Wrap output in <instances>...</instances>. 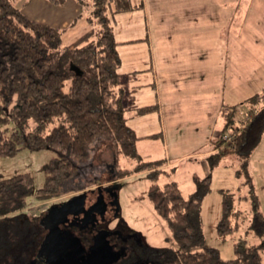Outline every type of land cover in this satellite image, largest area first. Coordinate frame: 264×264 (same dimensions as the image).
<instances>
[{"label":"trees","instance_id":"1","mask_svg":"<svg viewBox=\"0 0 264 264\" xmlns=\"http://www.w3.org/2000/svg\"><path fill=\"white\" fill-rule=\"evenodd\" d=\"M15 1L0 0V125L12 118L18 126L13 131L0 127V158L14 156L23 148L49 149L55 155L44 166V183L38 190L30 172L0 176V264H27L31 257L35 233H30V226H14L20 221L31 224L27 214H22L31 198L46 201L67 190L103 185L101 170L97 169L104 170L106 164L96 166L88 160L89 149L95 143H113L112 181L142 171L156 177L164 169L160 168L161 161H142L137 153L139 138L127 124L124 83L118 72L121 60L111 14L135 9L130 0H92L100 34L79 47L64 46V28L33 19L16 7ZM48 1L61 6L67 0ZM14 97L17 101L12 106ZM158 110V105H152L138 113ZM220 116L224 126L209 144L212 150L208 164L215 168L227 154H238L249 175L248 155L264 135V90L244 102L223 104ZM30 120L36 124L31 130ZM56 120L61 123L47 132L46 127ZM225 134L233 138L229 141ZM123 157L136 162L134 169L122 164ZM210 179V175L203 179L206 187ZM71 183L79 185L73 187ZM148 197L171 232V245L158 254L162 264H263V246L249 247L246 240L235 244L236 257L229 260H224L216 248L201 245L198 229L189 228L191 214L199 213L202 199L197 195L186 198L177 182L153 183ZM230 200V195L224 193L219 225L223 235L238 228L232 226ZM254 202L250 230L263 236L264 213L258 200Z\"/></svg>","mask_w":264,"mask_h":264},{"label":"crops","instance_id":"2","mask_svg":"<svg viewBox=\"0 0 264 264\" xmlns=\"http://www.w3.org/2000/svg\"><path fill=\"white\" fill-rule=\"evenodd\" d=\"M131 3L144 8L120 11L111 18L121 60L118 72L127 84L125 114L139 138L137 149L148 139L162 138L168 144L166 167L193 154L205 158L212 149L185 152V144L195 142L186 139L187 130H201L214 121L215 113L219 118L223 104L241 103L264 90V78L259 77L264 76V0ZM226 24L229 34L222 32ZM55 27L67 31L64 25ZM211 63L218 66L212 68ZM152 105L159 110L138 113ZM176 127L186 129L182 149L175 139L181 132L174 131ZM203 165L211 174L205 161Z\"/></svg>","mask_w":264,"mask_h":264},{"label":"rangeland","instance_id":"3","mask_svg":"<svg viewBox=\"0 0 264 264\" xmlns=\"http://www.w3.org/2000/svg\"><path fill=\"white\" fill-rule=\"evenodd\" d=\"M14 4L33 19L48 23L52 26H66L67 31L63 35L64 46L66 47H79L88 39H97L100 34L101 26L94 15L95 7L92 0H67L61 6H55L48 0H16ZM114 5L116 7L115 3ZM134 7L136 8L132 10L144 8ZM223 28L222 32L229 34V26L226 24ZM219 55L220 51H218ZM222 58V56H219V66H221ZM217 66L218 64L211 63L212 68ZM259 77L264 78L263 75ZM256 79L258 78L256 77ZM122 80L124 81L123 78ZM125 83L124 105L128 98L127 84ZM223 88L224 84L222 83V91ZM16 101L17 97H14L12 106L15 105ZM244 101L246 100L244 99ZM213 119L214 121H209L201 130L200 128H196V126L190 127L187 130L188 137L184 133L186 132L184 127H176L174 131H181L178 135L176 133L177 136L175 137L178 144L180 142L181 149L183 148L181 146L183 142L181 141L185 139V136L188 141L195 140L192 146L187 143L185 144V152L208 149L211 140L219 135L224 126V120L221 116L218 118L217 113H215ZM60 121L56 120L55 123L46 127V131L48 132L53 126L61 123ZM35 125V122L30 120L28 129H33ZM0 127L8 131H13L18 126L15 120L9 118ZM208 135L211 137L210 141L206 140ZM232 138L227 140L230 141ZM204 142L208 143L207 148L203 147ZM167 146V142L165 146L162 138L157 141L148 139L145 143L139 145L137 153L142 161H161L160 164L163 166H160V168H165L156 177H152L149 171H142L118 180L116 197L118 214L115 218L116 221L123 227H128L135 232L141 233L149 245L153 247L161 248L171 245L169 241L171 232L164 220L156 213L148 197V190L153 183L164 185L167 182L174 181L179 184L186 198L197 195L202 199V207L199 213L191 214V227L189 228L193 231L194 229H198L199 234H197V238H199L201 245L205 243L216 248L224 260H229L236 257L235 244L240 242V240H246L247 246L249 247L263 246L260 253L264 264V234L263 236H259L250 230L254 216V200H258L260 211L264 213V135L259 146L248 155L247 168L249 175L246 174L247 170L243 167L244 159L238 154H227V156L221 158L215 171L208 164L210 163L209 156L204 158L197 154H193L179 161V164L174 167H166V163L169 160ZM54 155L55 153L49 149L31 150L23 148L14 156L0 158V176L8 178L19 173L30 172L34 176L35 190H38L44 183V166ZM88 160L94 162L96 166L101 162L106 164L104 170H102V167L101 169H97L98 172L101 170L99 173L103 185H109L115 182L112 181L114 149L111 141H101L92 145L89 149ZM204 161L207 163L211 174L205 172ZM121 162L124 166L131 169H134L136 165L134 160L126 157H123ZM160 168L158 167V169ZM207 175H210L211 179L209 185L206 187L203 179ZM71 184L73 187L79 185L77 183ZM100 185L90 187L97 188ZM72 186L70 185L69 188ZM76 191L80 190H67L63 195L46 201H39L33 197L29 200V206L22 214H27V218L30 215L40 214L52 203L61 201L67 195L73 194ZM224 193L229 194L231 197L232 213L230 218L232 226H238L237 229L225 235L219 232V225L223 219ZM22 214L19 215L23 216ZM28 223L26 221H20L16 222L14 226L16 228L23 227L24 229L26 227L28 229Z\"/></svg>","mask_w":264,"mask_h":264},{"label":"flooded vegetation","instance_id":"4","mask_svg":"<svg viewBox=\"0 0 264 264\" xmlns=\"http://www.w3.org/2000/svg\"><path fill=\"white\" fill-rule=\"evenodd\" d=\"M115 184L117 182L98 186L101 190L93 195L95 200L85 201V209L79 205L69 209L78 212L77 214L68 213L69 210L66 213L57 210L55 217H52L50 211L54 207H61L76 195L97 188L71 193L65 199L46 207L40 214L30 215V233L35 235L33 252L27 264H107L110 258L111 264H162L163 258L158 254L165 247L149 245L141 233L123 227L116 221L118 207L114 204L115 198L112 196ZM48 224L53 225L55 235L57 231L58 235L51 239L47 251L37 261L38 251L50 232ZM98 237H102L100 239L104 250L102 253L97 251L92 257ZM109 246L116 253L112 254Z\"/></svg>","mask_w":264,"mask_h":264},{"label":"water","instance_id":"5","mask_svg":"<svg viewBox=\"0 0 264 264\" xmlns=\"http://www.w3.org/2000/svg\"><path fill=\"white\" fill-rule=\"evenodd\" d=\"M73 69H76V70H78L75 66H73ZM78 73H80L79 71H78ZM117 189H118V184H115L114 185V187H113V191H114V193L112 194V196L115 198V201H114V204H116L117 205V207H118V202H116V197H117ZM101 189H93V190H90V191H87V192H85V193H83V194H79V195H76L75 197H73L70 201H68V202H66V203H64L61 207H54V208H52L51 209V211H50V213H52L53 214V216L52 217H55V215L57 214L56 212H57V210H59V211H63V212H65L66 213V211H68L70 208H72L73 206H76V205H79V206H82L84 209H85V207H84V204H85V201L87 200V199H90V200H95L94 198V194L95 193H97V192H99ZM107 191H109L108 189H106ZM68 213H74V214H77L78 212H73L72 210H69V212ZM46 218V217H45ZM44 218V219H45ZM48 218V217H47ZM43 219V220H44ZM51 224H52V221L50 222ZM51 224L49 225H47V228H49L50 229V232H49V234L47 235V237H46V239H45V241L42 243V245H41V247H40V249H39V251H38V254H37V256H36V260L37 261H39L40 259H41V257L45 254V252L47 251V247L49 246V244H50V242H51V239L54 237H57V235H58V231H57V235H55V230H54V228H53V225L51 226ZM59 237V239L61 238L60 236H58ZM100 238H102V237H100ZM99 237H98V239H97V242H96V246H95V249L93 250V253H92V257H94L96 254H97V251H98V253H102V251L104 250V246L102 245V243H101V240L102 239H100ZM99 239H100V241H99ZM110 247V251L112 250V254H114V253H116L113 249H112V247L111 246H109ZM65 251H66V249H64ZM114 260H115V258H114ZM112 263V260H111V258L108 260V262H107V264H111Z\"/></svg>","mask_w":264,"mask_h":264},{"label":"built area","instance_id":"6","mask_svg":"<svg viewBox=\"0 0 264 264\" xmlns=\"http://www.w3.org/2000/svg\"><path fill=\"white\" fill-rule=\"evenodd\" d=\"M246 117L249 118V117H250V114L247 113V114H246ZM224 138H225V139H230V138H232V137H231L230 135H228V134H225V135H224Z\"/></svg>","mask_w":264,"mask_h":264}]
</instances>
